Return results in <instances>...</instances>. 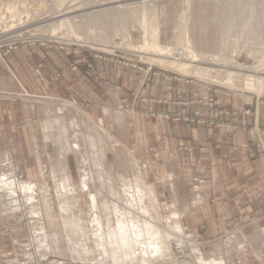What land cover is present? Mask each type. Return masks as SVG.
<instances>
[{"label": "rangeland", "instance_id": "rangeland-1", "mask_svg": "<svg viewBox=\"0 0 264 264\" xmlns=\"http://www.w3.org/2000/svg\"><path fill=\"white\" fill-rule=\"evenodd\" d=\"M81 6L83 9L76 13L60 16L66 10L72 11ZM12 8L17 17L13 14L9 17L10 14L6 13L8 9L12 12ZM0 9L6 18L0 19V53L4 58L22 48L31 52L38 49L39 53L45 54L69 52L72 57L71 65L65 69L61 65L58 69L55 77L58 88L54 96L44 91L33 95L24 88L18 92L0 88V151L11 149L16 162L4 164V173L15 172L19 183L32 182L41 187L33 204L25 206V209L22 206L23 211L17 212L14 218L0 219V264L12 260L24 264L28 257L26 253L34 255L37 264L43 258L38 256L47 250L44 248L47 235H41L39 230L36 234L29 225L34 208L42 210L46 234L56 235L57 238L53 244L49 238V244L54 247L48 248V253H45L47 258L42 259V264H106L107 260L98 257L94 238L96 228L91 226V215L101 216L106 232H110L116 225L113 206L126 207L127 193L123 192V185L135 178L142 179L144 188L147 186L149 199H144L145 205L155 209L153 214L161 225L185 221L183 233L177 236L186 241V251L192 253L196 264H203L200 259L213 264L212 259L216 258L218 262L223 256L226 264H264L252 248L255 225L264 224V205L246 204V198L243 202L241 194L236 193L238 190L229 191L228 200L210 191L205 209L201 206L199 210L187 213L189 206L181 199L191 202L193 187L184 177L183 182L177 184L178 193L176 175L171 171L165 182L173 189L165 184L164 163L171 158L172 151H177L181 169L188 172L203 162L198 153L203 155L207 150L194 148L188 137H185L183 145L165 150L156 134L147 133L149 127L156 129L158 117H163L170 126L176 124L185 129L230 131L235 130V126L223 121L225 116L242 115L251 117L255 122L260 110V122H264V105L260 104L258 109V99L264 98V94L257 96L248 90H235L233 86L230 89L216 75L210 81H203L189 74L161 68L144 59L137 49L145 44V29L142 26V13L145 11L147 27L160 31L163 46L185 49L189 39L196 52L212 57L223 55L224 60H228L218 65L214 63L215 69L242 72L254 79L256 73L251 65L260 61V67H264V0H0ZM109 10L121 13H110L99 22L93 20L101 12ZM65 18L74 20V31L80 39L74 36L70 42L63 39L68 35L65 34L69 31L66 28L53 33ZM12 25L17 28L12 30ZM52 35L56 38L61 36L62 40ZM127 43L134 49L126 46ZM238 63L250 68L246 69V66L242 68L244 71H239ZM82 78H86L97 92L104 108L111 110L108 111L109 115L112 113L111 117L105 116L94 99L81 91L79 83ZM67 81L72 82L70 92L59 87L60 83ZM116 86L123 92L118 91ZM219 95H224L232 103L240 101L242 108L221 106L223 101L217 98ZM29 103L36 106L37 114L35 120L27 124L22 106ZM72 103L76 108L71 107ZM157 105L165 108L157 110ZM46 108H49L48 112ZM86 113L89 115L86 116ZM74 118L80 121L81 126L80 131H76L82 137L80 156L89 158L88 171L95 181L90 182L89 192L97 195L99 208L96 213L92 212L94 208L90 195L81 188V158L79 153H74L73 129L69 123ZM55 120L60 123H55ZM43 123H47L51 131L53 143H49V147L45 144ZM259 133L264 137V130L259 129ZM59 134L63 136L64 146L59 142ZM106 134L113 135L115 142H111ZM114 143L118 149L114 148ZM47 150L52 156L56 153L60 155V160L67 161L72 184L77 189L74 195H67V213L61 208L63 197L58 195L59 181L54 183ZM224 161L223 158L220 167H232L231 163L227 166ZM242 169L245 172L244 166ZM233 173H238L237 169ZM171 174H174L172 181L168 179ZM62 175H59L60 181L64 180ZM123 177L126 178L124 183ZM149 185L154 188V195L150 194ZM129 189L127 191L132 192V188ZM25 200L26 197L20 195L18 204ZM74 223L79 227H75ZM32 230L34 232H30ZM241 233L251 235L247 242L235 247L228 245L233 235ZM71 248L81 254L84 249L87 256H76ZM220 251L224 255L220 256Z\"/></svg>", "mask_w": 264, "mask_h": 264}, {"label": "bare ground", "instance_id": "bare-ground-1", "mask_svg": "<svg viewBox=\"0 0 264 264\" xmlns=\"http://www.w3.org/2000/svg\"><path fill=\"white\" fill-rule=\"evenodd\" d=\"M92 3L96 4V2H94V1ZM85 7L86 6H84V8ZM73 9H75V8H73ZM81 9H83L82 6L75 9V10L71 9L72 11L66 10V12L64 11L65 13L60 15V16L63 17L66 15H70L71 13H76L77 11H79ZM8 10H7V12L6 11L5 12L9 13L10 14L9 17H10L11 14H13V12H15V11H14V9L12 10V12L10 10L9 11ZM116 12L117 11H115V10H109V11L101 12L100 14H98V16H95L96 18L95 19L93 18V20L95 22H97V21L99 22L104 16H107L110 13H116ZM117 13H121V12H117ZM59 14H57L58 17H60ZM12 16L17 17L16 14H13ZM142 17H143L142 26L145 29V32H144L145 33V37H144L145 38V44L143 46L140 45V47H137V45H136V47L138 50H140V52H138V50H137L138 54H142L143 55L142 57L144 59H146L147 61H150L152 64H157L159 67L167 69V70H172V71L180 72L183 74L192 75L194 77L202 79L203 81H205V80L210 81L212 77L218 76L220 78V82L222 84L228 86V88H230V89L232 88L231 86H233V89H235V90L236 89L248 90L250 92H254L255 94H257V96L258 95L262 96L264 94V67H260V64H261L260 61L254 62L251 65L252 71L254 70V73H256L254 79H251L249 75H245L242 72L241 73H234V71H225V70L219 71V70L215 69L214 63L216 65H218V63H221V62L227 63L228 60L225 61L223 55L212 57V56H209L206 54L198 53L192 47L189 39L187 40L188 45H187V48H185V49H171L167 46H163L160 42V31H157V29L150 30L151 27H150V29H149V27H147V24H146L147 18H146V12L145 11L142 13ZM4 18L5 17L2 16V12L0 11V19H4ZM16 28H17V26H15V25L11 26L12 30H14ZM63 28H66V30L69 29V31L67 30L68 33L67 32L65 33L66 35L68 34L67 37L66 36L63 37V39H65L66 41L70 42L71 41L70 38L72 39V36L76 37L77 39H80V36H78L76 31H74V20L73 19L65 18V19L61 20L58 23V26L53 31V33L56 34V33H58L59 29H63ZM15 36H17V35H15ZM58 36H60V35H58ZM54 38H56V37H54ZM56 39H61V36L59 38H56ZM126 46H128L130 49L134 47L128 43ZM197 61H203V62H208V63H203V62L197 63ZM209 62H212V63H209ZM246 66L247 65H245V64L238 63V67H239V69H241L239 71H244V70H242V68L245 69ZM247 68L249 69L250 66L249 67L247 66L246 69ZM28 97H30V96H28ZM70 105H71V107L76 108L74 103H72ZM48 111H49V108H46V112H48ZM89 121L93 122L91 119H89ZM58 123H60V121ZM69 123H71L70 127H72V129H73L74 144L72 145V147H73V150L75 151L74 153H79L78 156L81 158V156H80V149H81L80 141L82 140L81 139L82 137L80 134L79 135L76 134V131L77 130L80 131L79 129H81L80 121L78 119L74 118ZM43 126H45V124H43ZM112 136L107 135L106 137L109 138V140L111 142H115L114 138ZM44 140H45V144L47 147H49V145H48L49 143L50 144L53 143L52 137L49 133H45ZM59 142L62 146H64V139H63V136H60V134H59ZM114 148L118 149V148H116V146H114ZM47 152H48V158H49L51 168H52V175H53L54 183L57 184V181H59L58 182L59 185H58V189H57L59 191L58 195L63 197V201L61 202V208L64 211V213H67V199H66L67 195H70V196L74 195V192H76L75 190H77V189L72 184V175L69 172V165H67V163H66L67 161L65 160L66 162L65 161L63 162L62 160H60L59 154L56 155V153H55L52 156L48 150H47ZM124 152H121V154L124 155L125 154ZM6 156L7 155H5L4 157H6ZM61 157H62V155H61ZM88 159L89 158H86V156H84V155H82V158L79 159V163L82 166V168H80V167L79 168H80V171H82L81 176L83 179V183H82L81 188L83 191H86L88 193V195H90L91 202L93 204L92 206L94 208L92 212L96 213V211H98L99 207H97V195L96 194L93 195L89 192V185H90L91 181H94L93 180L94 177H93V174L91 175V173L88 171L89 170V168L87 167V165L89 163ZM62 173H63L62 176L64 177V180L60 181L59 175ZM17 177L18 176L15 174V172L8 175V174L2 172V170L0 169V219L1 218H8V219L14 218L16 213L22 210V206L25 209V206H27V205L29 206L30 204H33V201L36 199L37 192L38 191L41 192L40 186H37L36 184H34L32 182H30V183L29 182L28 183L22 182L23 184L19 183L20 180ZM121 179H122L123 183L126 180L125 177H123ZM127 182H129V183H125V184H127V186L125 184L123 185V188L125 190L123 192L125 194L127 193L126 207L119 208L118 204H114L113 208L115 210L116 225L110 232H106L105 224L103 223L101 216H92L93 214L91 215V217H93L91 220V226H92V228H96V229H94L95 230L94 238H95V245H96L98 257L101 260H107L106 264H182V262L184 264H196L192 258V253L190 251L189 252L186 251V249H187L186 248L187 243L185 244L186 241L183 242L182 240L179 239L180 236L179 235L177 236V234L183 233V230H184L183 225H185L183 223H185V222H179V223H175L173 225L169 224L166 226L161 225L155 219V216L153 214V211L155 212V209L151 205L150 206L145 205L144 199L149 197V193L147 191L148 189L146 188L147 186L145 187L146 189L142 186V179L135 178V180H128ZM148 187L150 188V192H151L150 194L154 195L155 194L154 188L150 185ZM127 188L128 189L132 188V192H128ZM20 195H23L26 197V200L24 202L25 204L22 203L23 205L18 204V199H19ZM23 201L24 200H22V202ZM137 204L138 205L140 204V207ZM138 207L140 209H138ZM31 209H33V208H31ZM39 209L34 208L32 210V212L30 214V217L32 219V221H31L32 223H30L29 225L33 228V230L36 232V234H37V230H39L41 235H43V236L47 235L45 237L46 240H45L44 244H46V246H44V248H47V250H48V248L52 249L54 246H51L50 245L51 243L49 244V242L52 241V244H53L56 241L55 240L56 235L52 237L50 234L49 235H48V233L46 234L47 231H46L45 226L43 225V223H44L43 213L41 212L42 210L40 211ZM121 209H123V211ZM137 210H140L141 212H138ZM65 222H66V219H65ZM66 223H69V222H66ZM74 225H75V227L76 226L79 227L78 224H76V223H74ZM71 226H73V225H71ZM168 228L172 229V231ZM33 230L30 232H34ZM49 238L51 239V241L48 242ZM260 238H261V240L264 238L263 233L261 234ZM242 239H243L242 237H239L238 235H236L233 237L232 242L228 243V245L233 247V245L235 243L240 244L239 240H242ZM69 240H70V238H69ZM242 243H244V242H241V244ZM28 246H30V245H28ZM47 250L45 252H42L44 254L40 253V251H39L40 254H39L38 258L39 257L40 258L43 257V258L38 260V264H42L41 261H43L44 258H47V257H45L46 256L45 253H48ZM71 250L75 252L74 255H76V256L84 257V256H82V254L87 256V252L85 253L84 249H83L82 254L78 253V251H76V249L71 248ZM231 250H234V249H231ZM222 253H223L222 251L219 252L220 256L224 255ZM26 254L28 257H27V260L24 262V264H37L36 260L33 257L34 255L32 256L31 254H28V253H26ZM259 256L261 257L262 260H264V252L263 251H262V253L259 254ZM223 258H224V256L220 257L218 262H217L216 258L212 259L211 261H213V264H226L225 260ZM8 262L9 263H7V264H18V263H20L17 260H15V261L12 260V261H8ZM199 262H201L203 264H212V263H208L209 261L207 263H204L205 262L204 259H200ZM199 262H197V263H199ZM103 263H101V264H103Z\"/></svg>", "mask_w": 264, "mask_h": 264}, {"label": "crops", "instance_id": "crops-1", "mask_svg": "<svg viewBox=\"0 0 264 264\" xmlns=\"http://www.w3.org/2000/svg\"><path fill=\"white\" fill-rule=\"evenodd\" d=\"M32 51L34 52H31V50L27 48L17 49L14 50L7 58H4L0 53V88L6 91L15 92L21 91L22 88H24L32 94L44 91L46 93H51V95L54 96L56 87L58 88V84L55 80L56 74L59 71L58 69L61 68V65L64 69L71 65V53L57 51L45 54V52L39 53L38 49H34ZM33 53L37 55H33ZM33 56L36 58L31 59ZM88 83L89 82H87L86 78H82L80 80L79 87L81 91L85 92L92 99H94L96 106L101 108L102 113L105 116L111 117L112 113L110 115L108 113V111L111 110H109V108H104L97 92L93 89L91 84L89 85ZM71 84V81H67L65 83H60L59 87L70 92ZM116 87L118 91L123 92L122 88H119L118 86ZM161 93L163 95L165 94L164 91ZM217 98L223 101V104L221 105L223 107L236 109L242 108V103L240 101L232 103L231 100L227 99L224 95H219ZM225 100L226 102H224ZM164 108L165 107L163 105H157L156 109L163 111ZM258 112L260 113V110H258ZM258 112L255 122L251 117L249 118L242 115L222 117L223 121L235 126V130L231 129L230 131L208 128L190 129L189 127L188 129H185L183 126L176 124L170 126V124H168L163 117H158L157 127H155V130L149 127V131L147 133L150 135L153 133L156 134L160 141V145L165 150H170L173 146L177 147L179 145H183L185 137H188V139L191 140V144L194 148H205L207 150L205 154L202 153L203 155L198 153L203 162L201 161V163L197 165L198 167H196V169L190 168L188 172H184L181 169L177 151L176 153L172 151L171 158L166 159L164 163L165 176L163 178V182L165 184L169 185L165 182V179H167L168 173L171 171L176 175V187L178 188V193L179 187L177 184L179 182H183L184 177L188 179L189 184L193 187L191 202H186L184 199H181L185 205L189 206L187 213L197 211L201 206L205 209L204 205L208 203L207 201L210 197V194L208 193L210 191H212L217 197L220 196L228 200L229 191L232 189L238 191L240 190L236 193L241 194L240 197L243 202L246 198V204L261 203L264 205V137H262L259 133V129L264 130V122H260L261 120ZM22 114L26 120L25 122L29 124L30 121L35 120L34 118L37 114L36 106L30 105V103L28 105L23 104ZM1 115L2 114H0V116ZM87 115L89 114L86 113V116ZM119 120L120 119H118L117 122H119ZM56 121L57 120H55V123L59 122V120L57 122ZM100 121L102 122V120ZM43 124H45V126H43L44 136L45 133H49L51 135L48 124ZM60 136L62 135L60 134ZM112 137L114 138V136ZM174 141H176V143ZM216 147H219V149H216ZM5 155L7 156L4 157ZM223 158L225 159L224 163H226V165L227 163H231V168L224 169L223 165L220 167L223 163ZM7 163H16L11 149L4 152L0 151V169L2 172H4L3 165ZM237 165L239 166L237 167ZM243 166L245 167V172L242 169ZM234 169H237L238 173H233ZM27 172L29 179H31V172L28 168ZM39 174H41L40 169ZM174 174L169 175L168 179L172 181ZM207 189L209 191H207ZM253 233L254 239H252V248L255 250L257 254L256 257L258 258L259 254L262 253V250H264V238L262 240L260 238L262 233L264 236V224L257 223ZM241 234L242 235H239V237H242L243 239L239 240L240 244L235 243L233 247L242 245L241 242H247L248 237L251 236H246L244 233ZM261 244L262 247H260ZM258 260L262 261V259L259 258Z\"/></svg>", "mask_w": 264, "mask_h": 264}, {"label": "built area", "instance_id": "built-area-1", "mask_svg": "<svg viewBox=\"0 0 264 264\" xmlns=\"http://www.w3.org/2000/svg\"><path fill=\"white\" fill-rule=\"evenodd\" d=\"M4 47V46H3ZM2 47V48H3ZM258 101H260L259 102V104H258V108H259V105L261 104V105H264V98H261V99H258ZM264 118V117H263Z\"/></svg>", "mask_w": 264, "mask_h": 264}]
</instances>
